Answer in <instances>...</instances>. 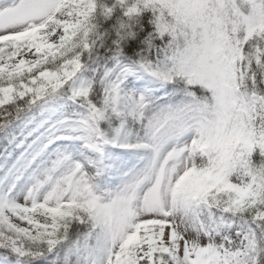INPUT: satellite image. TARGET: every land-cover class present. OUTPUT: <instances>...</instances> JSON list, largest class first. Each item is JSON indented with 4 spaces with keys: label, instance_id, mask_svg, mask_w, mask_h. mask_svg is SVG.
I'll return each mask as SVG.
<instances>
[{
    "label": "snow or ice",
    "instance_id": "1",
    "mask_svg": "<svg viewBox=\"0 0 264 264\" xmlns=\"http://www.w3.org/2000/svg\"><path fill=\"white\" fill-rule=\"evenodd\" d=\"M0 264H264V0H0Z\"/></svg>",
    "mask_w": 264,
    "mask_h": 264
}]
</instances>
